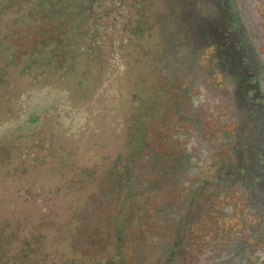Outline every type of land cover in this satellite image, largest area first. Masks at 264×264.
Returning <instances> with one entry per match:
<instances>
[{"label": "trees", "instance_id": "obj_1", "mask_svg": "<svg viewBox=\"0 0 264 264\" xmlns=\"http://www.w3.org/2000/svg\"><path fill=\"white\" fill-rule=\"evenodd\" d=\"M146 2L0 0V122L13 117L17 96L24 91V78L33 81L54 74L62 79L78 69L77 84L83 83L84 77L90 78V85L95 87L108 48L118 49L123 53L121 56L132 59V63L127 61L123 65L127 72L132 66L137 69V80L133 83L139 86L128 90L131 112L121 119L119 133L115 135L120 142L115 154L117 164L106 168L107 174H97L94 166L81 168L82 164L70 159L71 149L67 157L59 160L60 168L69 174L65 183L69 187L74 181L90 183L92 188L87 194L78 192L62 207L53 208L45 204L50 193H44L42 198V193L32 190L34 184L28 183L24 188H14L16 201H0V207L4 206L0 210V264L113 262L112 259L99 261L93 254L83 256L78 240L87 243L93 239L92 223L99 216L98 210L103 208L110 226L108 235L118 238L132 217L133 205L138 207L137 201L149 185L144 165L134 162L142 161L146 153L145 131L150 120L162 117L166 88L159 85L152 93H147L143 86L147 82L144 75L148 69L155 71L158 80L165 82L171 92L175 82L184 84L182 89L174 91L178 105L183 107L182 119L190 128L172 132L167 139L179 142L184 155L182 168L193 177V164H190L193 163V143L196 144L193 140L199 141L196 132L206 106L200 100L205 98L202 93L205 85L193 67L198 55L191 14L193 0L156 1L155 9L159 10L155 13L148 11ZM121 11L125 16H121ZM167 20L171 23L169 31L164 28ZM116 25L119 26L117 30L114 29ZM174 35L179 41L177 47L173 45L176 39L171 38ZM193 86L199 90L194 95ZM44 124L45 130L38 133L33 130L0 140L2 180L17 179L25 172L30 174L44 163V157H52L50 147L54 132L47 118ZM194 146L198 148L197 154L200 153L201 146ZM105 183H108L106 188H101ZM158 186L153 183L151 191ZM117 200V207H111ZM117 218L120 224H116ZM114 256V261H118L117 254Z\"/></svg>", "mask_w": 264, "mask_h": 264}, {"label": "rangeland", "instance_id": "obj_2", "mask_svg": "<svg viewBox=\"0 0 264 264\" xmlns=\"http://www.w3.org/2000/svg\"><path fill=\"white\" fill-rule=\"evenodd\" d=\"M156 1L159 0H147L149 12L155 13L159 10L155 9ZM121 16H125L122 11ZM117 22L120 23V20ZM118 27L116 25L114 29L117 30ZM164 28L165 31L170 30L169 20L165 23ZM171 38L176 39L173 45L177 47L178 38L176 36ZM114 46L117 47V44L114 43ZM125 50L127 51V48ZM105 52L109 53L105 59L103 58L102 69L95 87L90 85L92 83L90 78L83 77V83L77 84L78 69L74 74L66 75L62 79L54 74L45 78L38 77L33 81L24 78V91L17 96L18 104L15 105L13 117L0 122V140L13 134H26L33 130L36 131L35 133L43 131L47 124H44V119L47 118L48 124L51 125L54 132L50 147L53 154L52 157H44V163L35 167L34 172L30 174L25 172L17 179L7 177L2 180L4 166L3 163H0V201H16L14 188H24L28 183L34 184L32 190L36 189L37 192L42 193L40 194L42 198H44V193H50L45 204L53 208L62 207L71 196L78 192L82 191V195L83 193L87 194L88 190L92 188L90 183L74 181L71 187L65 183L69 180V174L60 168L59 160L69 155V149L72 152L70 159L82 164L81 168L94 166L93 169L98 170L97 174H107L106 168L114 167L117 164L115 154L120 142L115 138V135L120 129L123 116L131 112L132 104L128 90L131 87L138 89L139 86H134L133 83L134 80H137V69L132 66L131 70L127 72L123 65L127 61L132 63V59L121 56L123 53L115 48H108ZM206 62L207 54L200 51L194 62L197 67L193 65L194 69L198 68L195 74L199 77L203 76L202 66H206ZM144 76L147 78V82L143 88L148 91V94L152 93L156 86L161 85L164 89L166 88L162 117L150 120L151 123L145 131L146 153L141 158L142 161L137 159L134 162L137 165H144L145 179H148L149 185L137 201L138 207L135 208L133 205L132 217L128 219L124 232L118 238L112 239V235H108L110 226L106 219L107 211L103 208L98 210L99 216L92 223V231L95 230L93 239L88 240L87 243L78 240V248L83 256H85L84 254H93L98 257L99 261L112 259L111 264H150L153 254L151 245L152 242H157L160 219L164 216L171 218L172 214L179 209L178 207L182 208V203L191 199V194L186 191V186L191 187L193 179H197L194 174L191 177V174L182 168L184 155L179 147V142L173 143L167 139V135L172 132L190 128L187 121L182 119L183 107L178 105L177 92L174 91L176 88L182 89L184 84L177 85L175 82L176 85L171 92L165 87V82L158 80L159 77L155 71L148 69ZM205 83L211 87L210 80ZM191 92L194 95L199 90L193 86ZM202 93L204 94V92ZM208 104L202 110L201 126L196 132L199 141L193 140L196 142V144L193 143L194 145L201 146L200 153L208 152L214 145L220 150L218 138L226 134L225 126L222 123L223 108L215 104ZM31 118H34V122H31ZM194 145L193 158L199 155V153L197 154L198 148ZM1 158L3 159L2 155ZM158 168H162V170H158ZM48 169L51 171L48 172ZM153 183H158L159 186L152 192ZM107 184L100 187L105 189ZM118 202L119 200L114 201L111 207H117L116 203ZM20 207L22 208V206ZM3 208L4 206H1L0 210ZM220 208L221 204L212 201L215 221H218L216 214ZM121 212L123 213L122 210ZM220 222L218 221V223ZM223 223L225 228L231 227L233 217L225 219ZM116 224H120L119 218L116 219ZM193 233L196 234V232ZM197 237L198 242L204 240V237H201L199 233ZM209 237L210 231H207V238ZM82 241L83 244H81ZM116 254L118 261H114ZM151 262L153 263V261Z\"/></svg>", "mask_w": 264, "mask_h": 264}, {"label": "flooded vegetation", "instance_id": "obj_3", "mask_svg": "<svg viewBox=\"0 0 264 264\" xmlns=\"http://www.w3.org/2000/svg\"><path fill=\"white\" fill-rule=\"evenodd\" d=\"M191 14L207 54L200 100L223 108L226 134L193 158L191 199L160 219L150 264H264V0H193Z\"/></svg>", "mask_w": 264, "mask_h": 264}]
</instances>
